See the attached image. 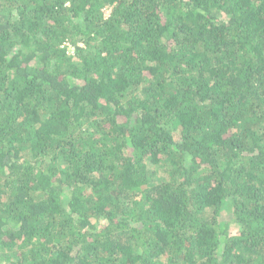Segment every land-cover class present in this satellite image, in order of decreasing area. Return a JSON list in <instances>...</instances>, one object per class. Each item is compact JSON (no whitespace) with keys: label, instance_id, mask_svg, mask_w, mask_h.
I'll return each mask as SVG.
<instances>
[{"label":"trees","instance_id":"obj_1","mask_svg":"<svg viewBox=\"0 0 264 264\" xmlns=\"http://www.w3.org/2000/svg\"><path fill=\"white\" fill-rule=\"evenodd\" d=\"M0 264H264V0H0Z\"/></svg>","mask_w":264,"mask_h":264},{"label":"rangeland","instance_id":"obj_2","mask_svg":"<svg viewBox=\"0 0 264 264\" xmlns=\"http://www.w3.org/2000/svg\"><path fill=\"white\" fill-rule=\"evenodd\" d=\"M108 13H109V11L105 12V16H107V15H108Z\"/></svg>","mask_w":264,"mask_h":264}]
</instances>
